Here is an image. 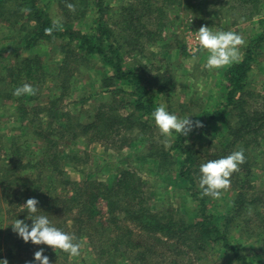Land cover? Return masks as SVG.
<instances>
[{"label": "trees", "instance_id": "16d2710c", "mask_svg": "<svg viewBox=\"0 0 264 264\" xmlns=\"http://www.w3.org/2000/svg\"><path fill=\"white\" fill-rule=\"evenodd\" d=\"M193 1H131L117 11L107 0H42L46 5L39 0H0V22L17 31L12 38L14 42L20 40L26 51L49 45L58 49L60 56L55 64L52 62L56 56L49 64L40 53L27 57H20L18 53L17 65L7 73L4 70L0 73V101L11 102L17 112L24 115L22 122L26 125L21 124L20 128L32 137L22 143L15 142L6 153H0L10 159L8 164L5 159L0 165V190L3 192L0 221L3 222L4 215L11 214V220H22L31 226L29 218L34 214L21 207L27 199L35 198L39 201L38 209L42 211L36 215H48L50 223L54 222V214L77 213L73 221L66 219L63 224L54 226L73 235L76 238L74 242L81 244L84 238H88L91 243H99L102 256L109 258L107 264L126 258H132L136 264H155V257L166 256L168 250L177 253L170 262L165 261L167 264H184L183 258L188 254L195 252L199 255L213 248L223 250L225 256L233 257L238 264H264V201H260L252 191L254 167L258 166L260 156L258 150L255 155L254 149L264 141V105L261 110L252 111L251 101L257 97L250 89L255 63L264 53V0H221L232 3L230 8L235 10L241 8L238 3L245 7L252 5L247 19L254 21L259 28L257 37L244 46V57L226 69L225 82H222L220 90L222 100L208 108L200 121L203 133L218 126L223 130L229 128V133L220 135L222 149L220 157L214 160L241 148L246 157V162L231 177L234 197L220 215L210 208V196H202L199 187L200 157L194 146L188 143L198 128L188 136L173 131L174 141L170 147L151 145L148 153L137 156L144 166V175L127 168L121 171L115 185L97 183L93 175L83 182L67 176V166L79 167L88 162V158L82 159L73 142L85 136L90 142L115 141L121 137L118 149H132L138 141L131 137L123 138L122 133L126 136L134 134L135 130L144 132L150 119L154 120L151 114L155 108L163 102L168 104L174 79L171 71L160 68L162 70L157 76L159 87L152 92L142 67L129 63V60L138 55L140 61L148 46L159 45L167 28L170 8H184L188 12H199L205 8L206 0H200L197 6ZM52 2L62 12V28L46 35L45 29L51 27L54 20L48 10ZM67 3L75 5V12L66 7ZM111 12L118 16L114 24L106 18ZM153 16L154 24L142 23L144 18ZM119 18L122 20L117 21ZM87 19H90L88 29L75 27ZM95 59L108 70L102 88L105 96L109 94L114 98L113 102L108 104L105 101L106 104H101L95 113L87 116L82 110L73 113L69 109L73 102L66 103L80 91L74 85L76 73ZM24 83L37 89L36 95L14 96V89ZM103 93L94 95L102 96ZM122 94L126 97L122 98ZM161 94L165 95L163 99ZM40 100L46 101L47 105L33 107L34 117L30 119L26 116L27 111L33 102ZM166 109L170 112L171 107ZM43 113H47L45 118H51V122H45ZM37 141L40 145L34 150L32 144ZM145 177L162 179L159 187L172 182L175 187V191L171 190L173 193L191 191L187 194L194 204L192 216L184 210L172 213L175 208L170 198L165 197L162 208L154 205L146 191ZM92 187L95 192H92ZM179 196L182 199L184 195ZM100 199L107 203L110 227L95 223V218L101 214L96 206ZM6 201L11 210L3 212ZM129 224L138 228L139 234L168 246V250L154 251L141 243H134L131 237L138 234ZM6 233H9L7 239L13 242L9 251L12 258L16 248L31 252L33 257L34 246L37 247L35 249H43L45 255L58 254L70 258L62 250L34 245L31 241L25 243L11 226ZM0 234L4 233L0 231ZM245 241H249L245 244L248 246L242 249L240 243ZM32 260L35 264L34 258Z\"/></svg>", "mask_w": 264, "mask_h": 264}, {"label": "rangeland", "instance_id": "374dc122", "mask_svg": "<svg viewBox=\"0 0 264 264\" xmlns=\"http://www.w3.org/2000/svg\"><path fill=\"white\" fill-rule=\"evenodd\" d=\"M39 1L42 5H46V2L43 3L42 0ZM131 1L139 2L143 0H107L113 9H118L117 11H120L121 7L125 6L127 3H131ZM199 1L200 0H194L193 5L197 6ZM238 4L241 8L236 10L230 8L233 5L232 3L226 1L222 2L221 0H206L204 5L205 8L199 12H188L184 10V8L179 7L170 8L167 14L168 19L166 20L167 28L165 29V33L159 45L157 47L148 46L144 53V57H141L140 61L138 55L135 56L132 61L129 60V63H136L142 67L146 83L152 89V92L156 91L159 87L157 76L160 71L165 68L171 71L174 76L173 82L171 83V98L168 104L166 102H163L162 104L167 108L171 107V110L169 109L170 112L177 115L178 118L190 116L189 118L193 121H201L203 119V114L207 112L208 108L213 107L217 102L222 100L223 93L220 92V90L222 89V84L225 82L224 73L230 66L209 70L205 66L209 53L207 50L202 49L199 46L195 39V32H197L201 26H207L211 28L213 32L234 31L241 35L245 40V44L239 48L238 60H241L245 55L243 50L244 46L249 44V40L257 37L256 33L259 25L255 24L254 21L247 19V15L250 13L249 10L252 5L245 7L240 3ZM140 6L142 5L140 4ZM48 10L54 19H60L62 21V12L55 2L50 4ZM113 14L114 13L111 12L106 16L111 23H113L118 17ZM154 18L155 16L144 18L142 23L149 25L154 24ZM121 20L122 18H119L117 21ZM89 21L90 19H87L80 25L76 24L75 27L88 29ZM14 31L6 23L0 22V73L3 70L4 73H7V70L17 65L19 58L18 53L20 54V57H27V55L40 53L44 56L43 59L47 58L45 61L49 64L55 56L52 64L59 61L60 56L57 54L58 49H53V47H49V45H42L31 51L24 50V46L19 43L20 40L17 39L16 42L13 41L12 38L13 36L15 37L17 32ZM182 47H185V49L182 50ZM262 50H264V46L262 47ZM160 68L162 69L160 70ZM107 71V68H105L99 60L95 59L92 61L91 65H86V67L79 70V73H76L75 77L77 80L74 85L78 86L80 91L78 93L76 92L66 103L69 105L70 102H73L69 106V109H71L73 113L82 110L85 112V115L92 114L95 113L99 106L104 104L105 101H107L108 104L113 102L114 98L109 94L105 96L103 93L104 89L102 88V81L107 75ZM250 82V89L257 97L251 101L253 107L252 111L255 109L261 110L264 105V53L261 55L258 62L255 63ZM97 93L99 95L101 93L103 94L102 96H95L94 94ZM164 96L165 95L161 94L160 98L163 99ZM41 97L42 96H40V98ZM121 97L125 98L126 96L122 94ZM82 99H84V101ZM46 105L47 103L44 100L33 102L30 106V110L27 111L26 116L32 119L34 117L32 111L33 107ZM139 115H141V113H139ZM23 116L24 115H20L17 112L14 104L12 105L11 102L6 100L0 101V153H6L15 142L22 143L27 139H32L31 136L26 134V130L20 128L21 124L26 125V122H22ZM46 116L47 113L42 114L45 122H51V118H45ZM200 130L201 129L198 128L194 131L195 135L188 140V143L194 146L195 152L200 157L199 161L202 164L209 160H214L216 157H220V150L222 149L220 143L223 141L220 138V135L222 137L224 134L229 133V128L223 130L218 126L211 128L206 133H203ZM122 137L136 139L138 141L137 145L133 146L132 149H118L122 143L121 137H114L115 141L90 142L89 137L85 136L73 142L72 144L76 145V151L81 154L82 159L88 158V162L83 163V165L79 167L67 166L68 178L74 181L83 182L84 179L86 181L93 175L97 183L115 185L121 171L127 168L134 169L137 173L144 175V166L137 156L140 155L141 157L148 153L151 145H154L156 148L161 145L170 147L174 141L173 133L170 137L166 138L161 134L155 121L151 119L144 132L135 130L134 134L128 133L126 136L122 133ZM39 145V141L33 143V149L37 150ZM256 150H258L260 156L257 159L258 166L254 167L255 177L252 181L254 185L252 191L260 201H264V141L260 147L254 149L255 155H257ZM5 159H7V157L0 154V165ZM9 161L10 159L8 157L7 164ZM15 161L16 159L14 158L13 162L15 163ZM5 162L6 161H4V163ZM145 180H147L146 191L149 199L154 202V205H157L158 208H162L161 205H165V197L167 199L170 198V201L175 208L172 210V213H178L184 210L187 215L192 216L191 210L193 209L194 204H192V201L187 194L191 193V191L179 190L176 192L178 194H176L171 191H175L172 182H168L164 187H159L158 183L161 185L163 181L162 179L159 180L154 177H145ZM232 183L233 182L231 181L230 188L222 191L219 199H213L210 197V208L214 209L219 215L220 212L227 208L228 203L234 197ZM182 188L183 187H179V189ZM92 192H95L94 187H92ZM180 194L184 195L182 199L179 196ZM2 195L3 192L0 190V197H2ZM96 206L101 214L97 215L95 223H104L107 227H110L106 201L100 199ZM2 209L3 212L10 209L8 201L4 202ZM76 215L77 213L70 215L64 213L54 214L52 216L54 222L52 221L51 224L52 226H58L63 224L66 219L73 221ZM4 216L3 222L0 221V224H2L0 226V231L4 233L2 235L0 234V260L7 259L8 264H34L32 260L34 256L31 257V252L25 251V249L18 250V248H16L15 250L17 251L14 252V257H11L9 251L13 247V242L12 240L7 239L9 233L7 234L6 232L13 224L14 220H11V214H6ZM129 225L138 234L131 237L134 243H141V245L143 244L145 247L152 248L154 251L168 250V246H165L161 242L157 243L154 239L139 234L138 228L133 224ZM125 230L126 229H124V231ZM75 231L76 229L73 228L72 232L75 233ZM248 243L249 241L240 243L239 247H242L243 249L245 246H248L245 245ZM99 246V243H95L94 241L91 243L88 238H84L81 242L79 256H70L68 259L60 257L58 254L46 256H48L50 264H107L109 258H107L108 256H102ZM35 248L37 247L34 246L33 255L36 251L40 250L39 248ZM222 252L223 250L219 248H213L210 251L201 252L199 255H196L194 252L183 258L185 262L184 264H238L233 257L225 256ZM254 252L257 251L254 250ZM174 253H177V251L171 252L168 250L166 256L155 257V264H167L171 261V257ZM165 261L168 262L166 263ZM111 264L136 263L132 261V258H126L117 260L116 263L111 262Z\"/></svg>", "mask_w": 264, "mask_h": 264}, {"label": "clouds", "instance_id": "9594fccd", "mask_svg": "<svg viewBox=\"0 0 264 264\" xmlns=\"http://www.w3.org/2000/svg\"><path fill=\"white\" fill-rule=\"evenodd\" d=\"M66 7L75 12L76 7L73 3H67ZM62 28L60 19H54L52 26L45 29L46 35H51L54 30ZM195 39L202 49L208 51L206 67L209 70L221 69L239 59V48L245 44L244 38L234 31H216L213 32L207 26H201L195 32ZM37 93L31 84L24 83L13 91V95L34 96ZM152 117L161 134L166 138L174 132L182 136L188 134L194 128L203 127L199 120L193 121L186 116L178 118L177 115L170 113L166 107L161 104L152 112ZM246 162L244 150L233 151L231 154L215 160H209L202 163L199 167V187L202 189V196H210L213 199H219L222 191L231 186V177L239 171L241 165ZM39 201L35 198L26 200L21 209H26L28 213L34 214L31 218V226L22 220L16 219L11 225L14 233L18 234L25 243L31 241L34 245H47L51 248L62 250L71 257L79 256L81 244L74 242L76 238L73 235L52 226L48 215L39 214ZM36 264H50L48 256L44 255L43 249L34 254ZM0 264H8L7 259L0 260Z\"/></svg>", "mask_w": 264, "mask_h": 264}]
</instances>
